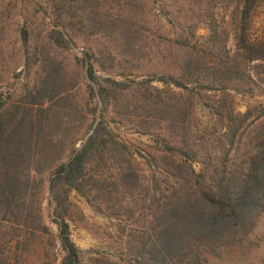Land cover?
Segmentation results:
<instances>
[{"label":"trees","instance_id":"16d2710c","mask_svg":"<svg viewBox=\"0 0 264 264\" xmlns=\"http://www.w3.org/2000/svg\"><path fill=\"white\" fill-rule=\"evenodd\" d=\"M177 1L190 21L168 40L152 25L146 0H45L47 30L36 32L25 19L17 41L32 78L0 92V264H89L72 238L71 191L131 223L126 256L100 255L95 264H202L256 226L264 210V122L255 126V153L241 165L233 155L264 102L241 112L234 93L253 94L250 64L264 62V38L251 35L264 0ZM221 6L231 14L234 51ZM4 15L6 64L16 52L5 54ZM200 24L207 35H197ZM76 38L96 45L70 66L62 48ZM165 59L169 73L154 68ZM199 101L214 123L199 125ZM120 128L149 142L132 145ZM201 129H214L218 143L203 142ZM46 192L57 232L44 219Z\"/></svg>","mask_w":264,"mask_h":264},{"label":"rangeland","instance_id":"374dc122","mask_svg":"<svg viewBox=\"0 0 264 264\" xmlns=\"http://www.w3.org/2000/svg\"><path fill=\"white\" fill-rule=\"evenodd\" d=\"M45 0H0V11L4 10L3 17V36L5 37V54L16 52L15 58L8 57L6 64L0 61V92L8 89L20 87L24 81H29L26 77L25 64L22 60L21 50L19 48V41L17 36L19 28L23 25L25 19L31 21L32 27L35 31L47 30L52 24L51 17L44 14ZM150 6V20L154 27L158 28L164 34L166 39H171L178 36L182 32V26L189 23L187 17V9L177 0H163L152 4L151 0H146ZM162 3L165 4V9H162ZM219 23L221 26L229 29L230 34L227 39V47L232 51L235 50V37L233 32V22L231 21L230 11L223 6L220 8ZM208 29L203 24L199 25L197 35H207ZM251 35L254 39L264 38V5L258 7L253 16ZM96 40L91 39L85 42L82 38H76L75 43H70L68 47L62 48L67 61L71 63L70 66L76 64L77 55L84 51L88 46L95 47ZM165 46L169 47L170 43L165 42ZM165 53L170 55L169 50ZM22 57V58H21ZM170 59H165V65L155 66V69H162L169 73L171 67L169 66ZM77 68V67H76ZM250 69L253 73L254 92L250 93H234L236 109L245 112L248 107L264 102V62H253L250 64ZM150 70V68L148 69ZM80 73V81H83V69L78 67ZM146 74L145 77H148ZM141 78V77H140ZM155 84H158L157 82ZM212 97H217L216 93H210ZM198 120L200 124L209 121L215 122L214 117L210 115L209 108L204 102H198L196 105ZM261 112V111H260ZM259 110H255L252 117L248 119V126L246 132L240 142L239 148L233 155V162L237 165L244 163L249 155L254 154L255 135L258 124L264 122V114H258ZM255 129V130H254ZM126 139L137 147L148 143L149 138L146 136L140 137L133 132H128L124 128H120ZM201 140L208 142L210 145L218 143V133L214 129L209 132H204L201 129ZM233 154V153H232ZM141 169L147 176L149 174L148 166L143 158ZM70 201L73 205V211L69 217L72 238L81 251L82 258L86 263L95 264L94 259L100 255H106L111 259H119L121 256H126V245L128 233L130 230V221L120 219L116 216H110L106 212H102L96 205L87 200L86 197L76 191H71ZM51 195L49 192L45 193L43 202V215L46 223L55 231H58L57 224L53 221V205L50 203ZM125 231H122V229ZM35 263L40 262V259L35 257ZM202 264H264V210L259 216L256 226L244 236H236L230 241L218 246L214 254Z\"/></svg>","mask_w":264,"mask_h":264}]
</instances>
